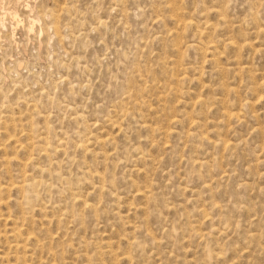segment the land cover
<instances>
[{
	"label": "rangeland",
	"instance_id": "374dc122",
	"mask_svg": "<svg viewBox=\"0 0 264 264\" xmlns=\"http://www.w3.org/2000/svg\"><path fill=\"white\" fill-rule=\"evenodd\" d=\"M0 264H264V0H0Z\"/></svg>",
	"mask_w": 264,
	"mask_h": 264
},
{
	"label": "bare ground",
	"instance_id": "6f19581e",
	"mask_svg": "<svg viewBox=\"0 0 264 264\" xmlns=\"http://www.w3.org/2000/svg\"><path fill=\"white\" fill-rule=\"evenodd\" d=\"M3 24H4V23H3ZM31 26H32V25H31ZM31 30H32V28H31ZM221 100H222V99H221ZM220 102H221V101H220ZM235 112H236V111H235ZM230 113H231V112H230ZM236 113H237V112H236ZM236 113H235V114H236ZM228 116H229V115H228ZM233 116H235V115L233 114ZM236 117H238V115H236ZM151 127H152V126H151ZM168 130H169V129H168ZM155 132H156V131H155ZM157 132H158V131H157ZM168 132H169V131H168ZM153 133H154V132H153ZM164 133H167V132L165 131ZM164 133H163V134H164ZM218 142H219V141H218ZM222 142H223V141H222ZM217 146H218V145H217ZM87 173H88V172H87ZM88 174H89V173H88ZM99 178H100V177H99ZM23 180H24V179H23ZM23 180H22V181H23ZM21 184H22V183H21ZM20 186H21V185H20ZM21 187H22V186H21ZM21 187H20V188H21ZM205 187H206V186H205ZM22 188H23V187H22ZM16 189H17V188H16ZM138 190H139V189H138ZM140 193H141V192H140ZM18 242H19V241H18ZM22 243H23V242H22ZM14 249H15V247H14ZM16 252H17V251H16ZM16 252H15V253H16ZM101 253H103V252H101ZM105 254H106V253H105ZM12 255H13V253H12ZM17 260H18V259H17ZM14 263H15V262H14Z\"/></svg>",
	"mask_w": 264,
	"mask_h": 264
}]
</instances>
